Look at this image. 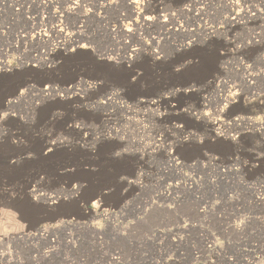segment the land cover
Masks as SVG:
<instances>
[{
  "label": "rangeland",
  "instance_id": "374dc122",
  "mask_svg": "<svg viewBox=\"0 0 264 264\" xmlns=\"http://www.w3.org/2000/svg\"><path fill=\"white\" fill-rule=\"evenodd\" d=\"M129 1L0 0V264H264V0Z\"/></svg>",
  "mask_w": 264,
  "mask_h": 264
},
{
  "label": "bare ground",
  "instance_id": "6f19581e",
  "mask_svg": "<svg viewBox=\"0 0 264 264\" xmlns=\"http://www.w3.org/2000/svg\"><path fill=\"white\" fill-rule=\"evenodd\" d=\"M70 1V0H69ZM129 1V0H128ZM185 1V0H184ZM191 1H194V0H191ZM138 2V0H130L129 1V3L132 5L131 7H133V5H135L136 3ZM197 3V2H196ZM227 3H228V5H230V6H234V3H235V1L234 0H228L227 1ZM185 5V4H184ZM81 7V6H80ZM158 7V6H157ZM130 9H132V8H130ZM156 9V8H155ZM200 9V8H199ZM179 10V9H178ZM180 10H181V12L182 11H192V8H190V5H185V6H181V8H180ZM252 10V9H251ZM251 10H247V11H245V13H248V17H251L252 18V14H251ZM150 11H152V10H150ZM196 11H198V10H196ZM131 13H132V15H134V16H136V18H138V22H135L134 24H139L138 26L139 27H142V28H147L150 24H152L153 22H155V21H160V20H164L165 21V17H166V15H165V17H163L162 19H160L162 16H161V14L159 15L158 14V11H157V13L156 14H148L147 13V11L146 10H144V11H138V10H133L132 9V11H130ZM153 12V11H152ZM193 12H194V8H193ZM151 13V12H150ZM180 13V12H179ZM185 13V12H184ZM250 13V14H249ZM189 14V13H188ZM170 15V14H169ZM164 16V15H163ZM168 16V15H167ZM169 17V16H168ZM167 17V18H168ZM174 17V16H173ZM254 17V16H253ZM238 17L236 16L235 17V19H232V22H238ZM169 23V22H168ZM163 26H164V24H162ZM166 25V24H165ZM119 27V26H118ZM117 27V28H118ZM162 27V26H161ZM54 28V27H53ZM114 29H116V28H114ZM119 29H121V27L119 28ZM161 29V28H160ZM52 32H56V33H58V30H56V28H54V30L51 28L50 29ZM49 30V31H50ZM111 30V29H110ZM125 30V29H124ZM127 30V29H126ZM125 30V31H126ZM162 30H163V28H162ZM170 30V29H169ZM182 30V29H181ZM113 31V30H112ZM208 31H209V33H211V30L210 29H208ZM175 32V31H174ZM187 32V31H186ZM127 33L129 34V35H131L132 33L130 32V29H128L127 30ZM170 33V32H169ZM181 33V32H180ZM187 33H189V32H187ZM36 34L37 35H40V36H42V37H44V35L43 34H40L39 32H36ZM208 35H210V34H208ZM156 40V39H155ZM154 40V41H155ZM187 43V42H186ZM189 44V43H188ZM188 44H184L183 43V45H188ZM128 45V44H127ZM77 47V46H76ZM145 47V46H144ZM186 47V46H185ZM52 50V49H51ZM64 50H67V48H65ZM141 50V49H140ZM134 53H136L137 51H136V49H134V50H132ZM143 51H145V49L143 50ZM154 54V53H153ZM155 55V54H154ZM128 57V56H127ZM126 57V59H127V62H130L131 60H130V57H128L127 58ZM124 58V57H123ZM153 58V57H152ZM151 58V59H152ZM125 59V58H124ZM124 59H122V60H124ZM104 60L105 61H108V57H104ZM154 60V59H153ZM103 61V60H102ZM114 62V61H113ZM122 62V61H121ZM1 64V63H0ZM5 67H9V66H7V64L6 63H2V68H5ZM1 72V71H0ZM252 78V76H250L249 75V79H251ZM248 81V80H247ZM244 82V81H243ZM243 84V83H242ZM241 85V84H240ZM24 86V85H23ZM238 88V87H237ZM32 89H34V88H32ZM31 90V87H30V85H28V86H26V88H24L23 89V92H20L19 94H17L15 97H14V99H19V98H21V97H23V96H25L29 91ZM22 91V90H21ZM39 92H40V94L42 95V98L43 99H47V98H49V97H57V96H59L58 95V93H57V89L55 88V87H53L52 85H51V87H45V88H43V89H39L38 90ZM125 98V97H124ZM14 99H12V100H5L6 102H4V107L6 108V107H8L9 108V106H12V104L14 103ZM128 99V98H127ZM4 100V99H3ZM40 100V99H39ZM105 100H106V103H115V100H116V96L114 95V93L113 94H110L108 97H105ZM137 100V99H136ZM229 100H231V99H229L228 98V101ZM138 103H139V105H143V106H146L145 104L146 103H148V105L149 104H151V105H154L155 104V102L153 101V100H138ZM117 104V103H116ZM135 104V103H134ZM106 105V104H105ZM119 106L118 107H120V108H124L125 110H129V105L127 106L126 104H124V106L123 105H120V104H118ZM0 106H1V104H0ZM142 106V107H143ZM155 106V105H154ZM133 108V107H132ZM136 110V109H135ZM215 110V109H214ZM222 110V109H221ZM224 110V109H223ZM218 111V110H217ZM133 113V112H132ZM214 113H216L215 111H214ZM218 113V112H217ZM220 114V113H219ZM60 115V114H59ZM109 115H111V114H105V113H103L102 115H101V117H102V119L103 120H105L106 122H109V120H110V118H109ZM51 116H53V115H51ZM193 116L194 117H198L197 116V113H194L193 114ZM126 117V116H125ZM130 117V116H129ZM44 118V117H43ZM131 118V117H130ZM117 119V118H116ZM127 119V118H126ZM210 120V119H209ZM216 120V119H215ZM247 121H253L252 119H247ZM128 122V121H127ZM206 122L208 123V124H206V125H209L210 126V128H211V131L213 130V134H214V136H215V138H220L221 137V139L223 138V137H229L230 135L228 134V133H222V130H218V128L216 127V125H218L217 124V122L216 121H213V120H211V121H207L206 120ZM106 131V130H105ZM109 131V130H108ZM100 134V133H99ZM228 134V135H227ZM101 136L102 137H105V134H101ZM117 136V135H116ZM234 137L232 136H230V139L232 140ZM154 141H156V139L154 140ZM153 141V142H154ZM158 141V140H157ZM184 142V141H183ZM63 144H60V143H58V145L57 146H62ZM155 145V144H154ZM153 144H152V146H151V148H154L155 146H154ZM56 146V147H57ZM166 147V146H165ZM147 148V147H146ZM171 148V147H170ZM150 149V148H149ZM173 152V151H172ZM169 155L172 157V154H170L169 153ZM171 161L172 162H174V159L172 158L171 159ZM262 197L260 196V194L259 195H257L256 196V200L258 201V202H261L262 201ZM70 225V223H67V222H65V226H69ZM64 226V227H65ZM49 228H39L38 229V231L39 232H41L42 234L44 233H46V232H48L47 230H48ZM51 230V229H50ZM32 235V234H31ZM21 236V235H20ZM24 238V237H23ZM255 261V260H254ZM229 264V263H228ZM248 264H256V263H252V262H249Z\"/></svg>",
  "mask_w": 264,
  "mask_h": 264
},
{
  "label": "water",
  "instance_id": "95a60500",
  "mask_svg": "<svg viewBox=\"0 0 264 264\" xmlns=\"http://www.w3.org/2000/svg\"><path fill=\"white\" fill-rule=\"evenodd\" d=\"M85 203H88V201H85ZM48 220L52 221V218H49Z\"/></svg>",
  "mask_w": 264,
  "mask_h": 264
}]
</instances>
